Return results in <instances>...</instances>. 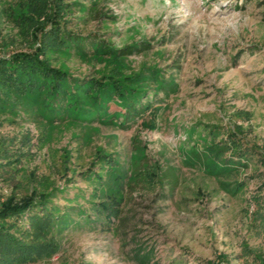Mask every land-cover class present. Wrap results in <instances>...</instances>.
<instances>
[{
	"label": "rangeland",
	"instance_id": "374dc122",
	"mask_svg": "<svg viewBox=\"0 0 264 264\" xmlns=\"http://www.w3.org/2000/svg\"><path fill=\"white\" fill-rule=\"evenodd\" d=\"M23 1L0 0L5 56L37 46L15 22ZM61 1L66 32L144 49L119 59L61 49L50 66L83 79L154 67L172 87L149 84L154 118L128 124L113 99L105 116L50 110L40 97L1 105L0 199L52 193L68 213L51 231L57 252L28 264H135L137 245L156 264H254L246 249L264 257V167L227 141L236 133L264 156V0ZM219 181L241 185L230 195ZM109 197L119 220L92 210Z\"/></svg>",
	"mask_w": 264,
	"mask_h": 264
},
{
	"label": "trees",
	"instance_id": "16d2710c",
	"mask_svg": "<svg viewBox=\"0 0 264 264\" xmlns=\"http://www.w3.org/2000/svg\"><path fill=\"white\" fill-rule=\"evenodd\" d=\"M77 3L70 2L73 5ZM21 7L19 13H14L15 22L32 33L34 40L38 39L37 46L32 52L0 54V108L2 104H12L22 97H40L43 105L50 110H65L73 114L91 111L97 116H105L109 100L113 99L118 104V114L124 124L145 114L151 120L154 118L158 108L152 106V100L148 99L149 84H156L164 93L172 87L162 85V75L154 67L142 66L127 75L114 70L104 77L83 79L50 66L47 56L49 52L63 49L71 50L77 56L102 52L119 59L144 48L125 46L112 49L93 39L88 40L86 36L66 32L59 25L62 12L67 7V3L61 0H24ZM47 23L49 27L45 29ZM235 136L236 133H229L227 141L238 159L255 152L256 160L264 167V156L255 148L243 149ZM105 161L111 166L115 164L113 159ZM208 173L224 175L228 171L209 169ZM240 185L236 183L231 188L218 182V186L230 195H234ZM51 197L52 193L33 192L19 198L10 194L0 199V264L33 263L57 252L58 242L51 231L58 222L67 218L68 213L56 207ZM92 210L108 221L120 219L118 201L114 197L92 202ZM246 254L251 255L254 264H264L263 255L248 249ZM130 258L135 264H156L148 247L135 246ZM206 264L214 263L206 261Z\"/></svg>",
	"mask_w": 264,
	"mask_h": 264
}]
</instances>
